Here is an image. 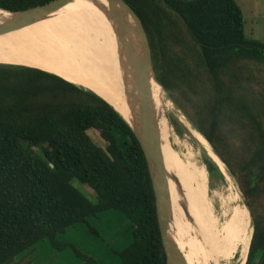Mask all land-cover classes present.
<instances>
[{"label": "trees", "instance_id": "trees-1", "mask_svg": "<svg viewBox=\"0 0 264 264\" xmlns=\"http://www.w3.org/2000/svg\"><path fill=\"white\" fill-rule=\"evenodd\" d=\"M49 1L0 0V8ZM125 1L143 21L155 74L169 99L233 175L244 172L240 185L247 198L264 191V41L245 35L237 2ZM79 7L107 11L95 0H74L44 18L89 28L101 21L102 15L79 13ZM113 14L124 19L118 10ZM91 130L104 143L95 142ZM235 138L242 143L238 159ZM203 148L213 186L225 172L218 157ZM75 180L92 188L95 200ZM203 183L208 186L204 178ZM215 193L232 264H242L249 234L241 196ZM248 205L253 235L245 264L256 255V264H264V213L254 214L250 200ZM106 210L130 222V242L112 249L122 264H166L152 180L129 124L102 97L59 75L0 64V264H13L41 241L56 251L71 249L84 264H104L61 236L85 223L103 239L89 219Z\"/></svg>", "mask_w": 264, "mask_h": 264}, {"label": "bare ground", "instance_id": "bare-ground-1", "mask_svg": "<svg viewBox=\"0 0 264 264\" xmlns=\"http://www.w3.org/2000/svg\"><path fill=\"white\" fill-rule=\"evenodd\" d=\"M75 9L79 13L111 15L103 10ZM113 17L116 22H125L115 14ZM44 19L51 23L35 20L0 32V64L35 67L59 75L102 97L132 124L126 100L129 68L123 41L113 35L86 34L79 30L73 33L69 28L55 25V21ZM150 91L167 171L171 228L181 262L232 264L216 193L210 194L203 183V178L209 183L205 165L193 162L192 154L182 160L175 152L168 141L169 123L165 114L167 109H174L173 104L157 83L151 82ZM202 138L197 137L198 142L213 152ZM222 166L228 177L223 163ZM244 202L241 197L240 208L248 223L249 236L242 264H245L253 232L250 212Z\"/></svg>", "mask_w": 264, "mask_h": 264}, {"label": "water", "instance_id": "water-1", "mask_svg": "<svg viewBox=\"0 0 264 264\" xmlns=\"http://www.w3.org/2000/svg\"><path fill=\"white\" fill-rule=\"evenodd\" d=\"M72 1L74 0H51L41 5L19 10L0 8V32L32 23L39 18L56 12ZM95 1L101 3L109 13L111 12L112 16L113 9H115L125 19V22L122 23L117 20V24L122 31L123 45L128 59L129 84L126 91V100L130 110L132 124L114 109L132 128L141 145L148 165L155 194L158 225L165 253V263L183 264L179 256L180 250L173 237L171 228L169 202L166 193L167 171L161 152L160 135L156 124L150 91L151 82H155L161 87L162 85L158 81L153 68L151 46L147 32L141 17L125 0ZM211 149L225 165L215 150L212 147ZM50 166L53 165L50 164Z\"/></svg>", "mask_w": 264, "mask_h": 264}, {"label": "rangeland", "instance_id": "rangeland-1", "mask_svg": "<svg viewBox=\"0 0 264 264\" xmlns=\"http://www.w3.org/2000/svg\"><path fill=\"white\" fill-rule=\"evenodd\" d=\"M241 8L243 10V20H244V31L245 35L247 37H252L259 39L261 41H264V19H259L261 23H259V26H261V29L259 28L258 31L251 32L250 27L255 25V23L252 21L256 20V16L259 15V17H264V11H260V13L254 12L253 10V4L258 2H264V0H247L243 3V0H239ZM251 3V6L249 5ZM258 9V8H256ZM110 15V14H109ZM38 21H41L40 23L47 22L44 18L37 19ZM37 21V22H38ZM53 24V23H52ZM55 25H58L60 27H66L69 28L71 32L73 33H79V31H83L86 34H95L98 33L100 35H113L115 38H118L123 41L122 37V31L119 29V26L114 19L112 15L105 16L102 15L101 21H98L97 23H94L91 25V28L87 26H83L80 22H77L76 24H63L60 22H55ZM159 85V84H158ZM166 93V92H165ZM167 98H169L166 95ZM169 101L173 104V108H169L166 110L165 114L168 119L169 123V133H168V141L175 150V152L178 154V156L183 160L190 156V154L193 155L192 159L193 162H196L198 165L204 164V158L207 155L206 150L203 148V146L198 142L197 137H201V134L196 131V129L193 127L190 120L186 117L184 112L177 107L170 99ZM172 109V110H171ZM90 136L94 139L95 142L104 143L102 139L100 138L99 134L95 130L89 131ZM203 139V138H202ZM241 140L238 138H235V148L237 149V152L235 154L237 155V159L240 158L241 155ZM238 161V160H237ZM225 166V165H224ZM228 177L224 174V180L216 181L213 183V186H210L208 183L209 193L212 194V191L218 192L223 197H229L235 193H239V195L242 197V201L244 202L245 206L249 209V200L252 203L254 214H263L264 213V191L257 193V191H254L251 197L247 198L244 193L242 192L240 183L242 182L243 178H245L244 172L242 173L240 170H238L237 164H235L236 168V174H232L231 171L227 166H225ZM74 185L81 190L86 196H88L90 199L95 200V192L86 184H80L76 180L74 181ZM216 206L218 204L216 203ZM250 216L251 221L253 223V214L251 213L250 209ZM101 214V213H100ZM101 220H104L105 216L100 215L99 217ZM97 219V221L91 222L92 225L99 231L101 234L100 237H97L90 233L92 237L95 239L96 242H88L86 241L82 236L81 227L85 226L84 223H80L74 227H71L67 230L65 234H63L62 239L70 241V242H76L75 240H79L84 245H79L78 248L80 249L82 246V251L84 250L85 253H87L88 250H91L94 252V255H92L97 260L99 259L104 264H120L119 258L116 256H112L113 254L109 251V249H115L120 250L123 249L130 241L127 240L128 234L125 232V228L123 224L119 226V231L116 233L109 232L107 233L105 231L104 224ZM110 227V225L108 226ZM119 232L121 234H119ZM253 232L251 233L250 237L252 236ZM51 246L48 241H41L34 245L31 248V254L27 253V251L19 255L13 264H71L69 262V258H67L68 255L64 256H54L51 260L49 251ZM88 249V250H86ZM28 250V251H29ZM32 254H34V257H31ZM89 254V253H87ZM118 259V260H117ZM258 260V255H256L254 261L252 264H256ZM31 261V262H29Z\"/></svg>", "mask_w": 264, "mask_h": 264}, {"label": "crops", "instance_id": "crops-1", "mask_svg": "<svg viewBox=\"0 0 264 264\" xmlns=\"http://www.w3.org/2000/svg\"><path fill=\"white\" fill-rule=\"evenodd\" d=\"M236 2H237V4L239 5V7H240V9H241V11H242V13H243V10H242V8H241V5H240V2H239V0H235ZM247 0H243V3L244 2H246ZM250 6H251V3L249 4ZM256 8H258V9H256ZM253 10H254V12H257V13H260V11L262 10V11H264V2H258V3H254L253 4ZM259 19H264V17H259V15H257L256 16V20H253L252 21V23L254 22L255 23V25H253L252 24V26L250 27V30H251V32H253V31H258V29L260 28L261 29V26H259V23H261L260 22V20ZM104 215L105 216V218H104V220H101L99 217H100V215ZM100 215H99V217H91L89 220H90V222H94V221H97V219L99 218V220L98 221H100V222H102L103 224H104V227H105V231L107 232V233H109V232H111L112 231V233H116V232H118L119 231V226L121 225V224H123L124 225V227H126L125 228V231L123 232V233H127L128 234V238H127V240L128 241H130L131 240V234H130V222L122 215V214H120L119 212H116V211H114V210H106V211H104V212H102ZM78 224H80V223H78ZM78 224H76V225H78ZM82 224V223H81ZM76 225H74V226H76ZM84 225L85 226H83V227H81L80 229H81V231H82V236H83V238L86 240V241H88V242H96L95 241V239L92 237V235H90V232L88 231V229H87V226H86V224L84 223ZM110 225V227H108ZM74 226H72V227H74ZM71 228V227H70ZM70 228H68V229H70ZM119 234H121L120 232H119ZM63 237V235L61 236V238ZM76 242H74L73 241V243H75L77 246H79V245H84L83 243H81L79 240H75ZM82 246H81V249H82ZM52 248V247H51ZM31 250V249H30ZM27 251V253H29V255L31 254V251ZM51 251H49V254H50V258H51V260H52V258L54 257V256H64V255H68L67 256V258H69V262L71 263V264H84L83 263V261H81L79 258H77L75 255H74V253H73V251L71 250V249H65V250H63V251H56V250H54L53 248L52 249H50ZM86 250H88V249H86ZM121 250V249H120ZM84 251V250H83ZM109 251L113 254L112 256H116L117 258H119V256L117 255V254H115L114 252H113V250H112V248L111 249H109ZM117 251H119L118 249H117ZM87 253H89L90 255H94V252L93 251H91V250H88L87 251ZM31 257H34V254H32V256ZM99 260V259H98ZM118 260V259H117ZM119 260H120V258H119ZM100 261V260H99ZM102 261V260H101ZM100 261V262H101ZM35 264H37V262L35 263ZM52 264H53V260H52ZM120 264H122L121 263V260H120Z\"/></svg>", "mask_w": 264, "mask_h": 264}]
</instances>
